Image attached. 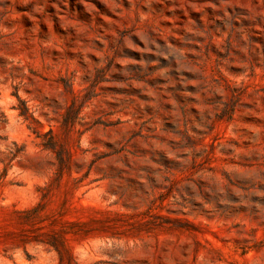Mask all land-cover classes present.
I'll list each match as a JSON object with an SVG mask.
<instances>
[{
  "label": "rangeland",
  "instance_id": "1",
  "mask_svg": "<svg viewBox=\"0 0 264 264\" xmlns=\"http://www.w3.org/2000/svg\"><path fill=\"white\" fill-rule=\"evenodd\" d=\"M0 264H264V0H0Z\"/></svg>",
  "mask_w": 264,
  "mask_h": 264
}]
</instances>
